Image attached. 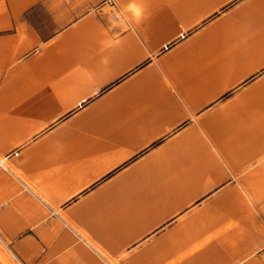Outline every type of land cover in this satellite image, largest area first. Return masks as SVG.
Here are the masks:
<instances>
[{
	"label": "crops",
	"instance_id": "1",
	"mask_svg": "<svg viewBox=\"0 0 264 264\" xmlns=\"http://www.w3.org/2000/svg\"><path fill=\"white\" fill-rule=\"evenodd\" d=\"M0 157L22 264H264V0H0Z\"/></svg>",
	"mask_w": 264,
	"mask_h": 264
},
{
	"label": "rangeland",
	"instance_id": "2",
	"mask_svg": "<svg viewBox=\"0 0 264 264\" xmlns=\"http://www.w3.org/2000/svg\"><path fill=\"white\" fill-rule=\"evenodd\" d=\"M258 226L264 227V216L256 217L255 227L257 228ZM0 264H22L18 260V258L11 252L8 245L2 240L1 236H0ZM258 264H262V263L259 262Z\"/></svg>",
	"mask_w": 264,
	"mask_h": 264
},
{
	"label": "built area",
	"instance_id": "3",
	"mask_svg": "<svg viewBox=\"0 0 264 264\" xmlns=\"http://www.w3.org/2000/svg\"><path fill=\"white\" fill-rule=\"evenodd\" d=\"M0 159H1V157H0ZM0 167H5L4 164L1 162V160H0Z\"/></svg>",
	"mask_w": 264,
	"mask_h": 264
},
{
	"label": "bare ground",
	"instance_id": "4",
	"mask_svg": "<svg viewBox=\"0 0 264 264\" xmlns=\"http://www.w3.org/2000/svg\"><path fill=\"white\" fill-rule=\"evenodd\" d=\"M2 158V157H1ZM1 162L3 163V164H5L6 162H5V159H1Z\"/></svg>",
	"mask_w": 264,
	"mask_h": 264
}]
</instances>
